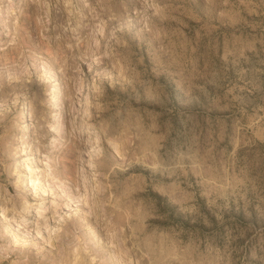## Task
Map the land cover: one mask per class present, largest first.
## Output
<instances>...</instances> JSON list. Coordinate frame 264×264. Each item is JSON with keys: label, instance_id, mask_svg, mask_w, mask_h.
<instances>
[{"label": "clouds", "instance_id": "obj_1", "mask_svg": "<svg viewBox=\"0 0 264 264\" xmlns=\"http://www.w3.org/2000/svg\"><path fill=\"white\" fill-rule=\"evenodd\" d=\"M0 264H264V0H0Z\"/></svg>", "mask_w": 264, "mask_h": 264}]
</instances>
